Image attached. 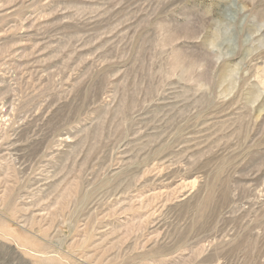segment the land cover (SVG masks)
<instances>
[{
  "label": "rangeland",
  "instance_id": "374dc122",
  "mask_svg": "<svg viewBox=\"0 0 264 264\" xmlns=\"http://www.w3.org/2000/svg\"><path fill=\"white\" fill-rule=\"evenodd\" d=\"M0 264H264V0H0Z\"/></svg>",
  "mask_w": 264,
  "mask_h": 264
}]
</instances>
